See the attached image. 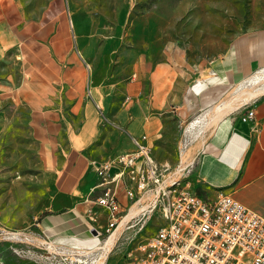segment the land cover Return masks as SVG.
Returning <instances> with one entry per match:
<instances>
[{"label": "crops", "instance_id": "0c3cea01", "mask_svg": "<svg viewBox=\"0 0 264 264\" xmlns=\"http://www.w3.org/2000/svg\"><path fill=\"white\" fill-rule=\"evenodd\" d=\"M78 10L71 0H49L37 17H29L21 0H0V67L11 52L22 64L17 89L29 105L51 183V199L37 223L40 232L51 238L107 231V211V222L99 227L88 215L102 190L96 166L133 150L135 137L153 152L171 114L215 125L205 144L193 150L192 189L211 197L223 190L264 214V95L248 106L255 120L243 122L246 104L225 88L233 79L248 84L264 68V29L238 38L218 58L196 59L178 46L145 51L134 61L120 98L100 82L84 49ZM159 162L175 167L168 159ZM119 196L126 204L120 189Z\"/></svg>", "mask_w": 264, "mask_h": 264}, {"label": "rangeland", "instance_id": "374dc122", "mask_svg": "<svg viewBox=\"0 0 264 264\" xmlns=\"http://www.w3.org/2000/svg\"><path fill=\"white\" fill-rule=\"evenodd\" d=\"M48 1L21 3L27 16L37 17ZM71 1L79 9L78 32L85 37L84 49L100 82L111 85L110 95L120 98L134 61L145 51H171L178 46L196 59L218 58L238 38L253 37L264 29V0ZM21 65L11 52L0 67V264H126L136 247L161 226L160 214L143 215L140 210L139 216L116 230L102 229L101 234L89 232L82 237L47 238L40 232L37 223L52 191L29 122V105L17 89L23 79ZM259 74L264 71L254 76ZM250 81L241 83L244 87L238 79L225 83L228 95L242 99L244 109L264 95V77L259 83ZM117 103L111 104L113 110ZM171 115L153 155L158 162L168 159L176 167L180 149L187 143L182 155L187 165L215 125L192 124L196 118L182 121ZM91 205L95 207L88 213L92 225L106 223V209Z\"/></svg>", "mask_w": 264, "mask_h": 264}, {"label": "built area", "instance_id": "2783aa9c", "mask_svg": "<svg viewBox=\"0 0 264 264\" xmlns=\"http://www.w3.org/2000/svg\"><path fill=\"white\" fill-rule=\"evenodd\" d=\"M255 118L251 107L241 114L243 122ZM133 144V150L96 166L102 190L95 203L108 213L107 231L116 230L136 206L131 220L140 212L162 218L156 233L136 247L126 264H264V214L223 190L212 197L193 190L191 166L182 161L187 143L175 168L158 162L141 139L133 138Z\"/></svg>", "mask_w": 264, "mask_h": 264}, {"label": "bare ground", "instance_id": "6f19581e", "mask_svg": "<svg viewBox=\"0 0 264 264\" xmlns=\"http://www.w3.org/2000/svg\"><path fill=\"white\" fill-rule=\"evenodd\" d=\"M262 71H264V68L262 69ZM258 73V72H257ZM263 77H264V74H259V75H256V76H254L252 79H251V83H259V81L261 80V79H263ZM252 85V84H251ZM250 85V86H251ZM241 87V86H240ZM249 87V86H248ZM258 87V86H257ZM247 90V89H246ZM245 90V91H246ZM241 91V90H240ZM248 91H250V90H248ZM247 91V92H248ZM259 91H261V90H259ZM252 92V91H251ZM254 92V91H253ZM245 93V92H244ZM237 94V93H236ZM240 94V93H239ZM248 94V93H247ZM256 96V95H255ZM251 97H253V96H251ZM242 98H243V96H242ZM238 99V98H237ZM242 100V99H241ZM249 100V99H248ZM245 101V100H244ZM226 104V103H225ZM233 104V103H232ZM231 104V105H232ZM239 104V103H238ZM237 104V105H238ZM234 106V105H233ZM227 108V107H226ZM192 124H195V122H193ZM138 211L137 210H133V211H131L127 216H125L124 217V219L122 220V222H121V224H120V226L121 225H123V223L125 222V221H129L130 219H131V217H133L136 213H137ZM110 243V239H108L107 241H106V245L107 244H109Z\"/></svg>", "mask_w": 264, "mask_h": 264}, {"label": "water", "instance_id": "95a60500", "mask_svg": "<svg viewBox=\"0 0 264 264\" xmlns=\"http://www.w3.org/2000/svg\"><path fill=\"white\" fill-rule=\"evenodd\" d=\"M95 233L97 234V231H95Z\"/></svg>", "mask_w": 264, "mask_h": 264}]
</instances>
